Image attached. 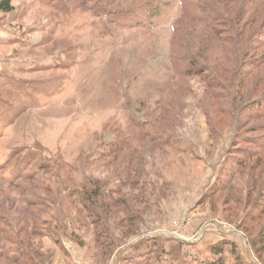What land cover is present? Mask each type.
<instances>
[{
	"label": "rangeland",
	"instance_id": "rangeland-1",
	"mask_svg": "<svg viewBox=\"0 0 264 264\" xmlns=\"http://www.w3.org/2000/svg\"><path fill=\"white\" fill-rule=\"evenodd\" d=\"M75 1L11 0L0 11V264H230L233 251L264 264V208L253 207L264 185L249 199V172L233 163L264 138V115L237 132L213 113L224 121L213 133L200 78L166 92L176 0L131 25ZM152 119L167 142L141 138ZM97 186L109 247L84 210L100 204L81 196Z\"/></svg>",
	"mask_w": 264,
	"mask_h": 264
},
{
	"label": "trees",
	"instance_id": "trees-1",
	"mask_svg": "<svg viewBox=\"0 0 264 264\" xmlns=\"http://www.w3.org/2000/svg\"><path fill=\"white\" fill-rule=\"evenodd\" d=\"M176 1L178 13L172 25L168 53L172 79L166 92L172 96H180L185 91V83L182 81L198 77L203 83L202 98L206 106L209 130L217 133L218 124L224 123L223 119L216 120L213 113L217 112L229 117L230 126L234 131L238 132V129L248 131L249 120L264 115V0ZM75 2L76 9L85 7V10H91V13L98 18L106 17L110 23L131 25L137 18L153 17L158 14L163 0H76ZM67 9L68 6L61 4L59 11L67 13ZM12 10L11 0H0V11L8 13ZM2 98L0 95V108L6 106ZM166 103L168 105H164L168 107L163 110L167 114L171 112L169 105L171 106L172 102ZM254 106L258 110L257 113L249 114V109ZM21 108L18 105L16 108L12 106L4 110L5 114L18 116ZM150 121L151 124L142 125L146 137L141 138L152 141L161 135L167 142L169 132L164 130L157 120ZM235 134L240 137L238 133ZM123 141L126 139L123 138L121 142ZM247 141L255 147L254 150L245 152L242 157L235 155L233 163L242 170L244 168L248 170L247 197L255 201L253 195L256 189L264 185V138L259 141L250 139ZM229 174H231L230 169L227 170L226 176H230ZM89 192V196L88 191L81 196H87L86 198L92 202V207L100 204L96 207H101L102 211H96L98 212L96 214L90 207H85L84 210L89 212L90 218L96 219L99 232L103 228V233H100L96 239L106 240L107 243L104 245L109 247L111 243L108 242L109 233L105 226L106 209L103 207L106 205L102 204V188L97 186L95 190ZM82 202L86 203L83 200ZM257 206L264 208V201L257 205L254 202L253 207ZM37 218L35 217V220ZM221 252L222 250L215 249V253ZM4 253L6 254L5 250ZM233 254L235 258L230 264H244L238 253L233 251ZM161 257L156 256L157 261L160 259L159 263L162 264ZM20 260L16 258L9 261L26 264ZM180 264H225V260L219 257L216 260L205 259L199 263L189 261Z\"/></svg>",
	"mask_w": 264,
	"mask_h": 264
}]
</instances>
